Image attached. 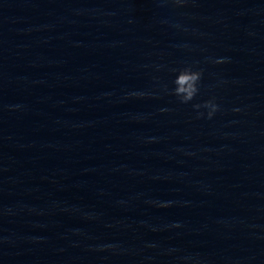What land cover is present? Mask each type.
Listing matches in <instances>:
<instances>
[{"label":"water","instance_id":"1","mask_svg":"<svg viewBox=\"0 0 264 264\" xmlns=\"http://www.w3.org/2000/svg\"><path fill=\"white\" fill-rule=\"evenodd\" d=\"M0 264H264V0H0Z\"/></svg>","mask_w":264,"mask_h":264},{"label":"clouds","instance_id":"2","mask_svg":"<svg viewBox=\"0 0 264 264\" xmlns=\"http://www.w3.org/2000/svg\"><path fill=\"white\" fill-rule=\"evenodd\" d=\"M191 2H193V0H157V3L160 6H167L171 4L176 8H183ZM171 27L179 29L181 28V25L172 24ZM184 30L187 31V29ZM209 60L214 64L228 62V58H209ZM172 71L177 73L175 79L172 81L174 88L169 90L168 86L165 85V91L170 95L175 96L181 104H189L190 102L196 100L201 91V81L204 75L203 69H194L192 65H187L180 69H172ZM192 108L196 111L197 119L206 118L211 120L218 112L222 111L221 105L217 103L215 96H212L211 98L202 102L192 103ZM202 109L206 110V112L201 111ZM175 226L179 227V225Z\"/></svg>","mask_w":264,"mask_h":264}]
</instances>
